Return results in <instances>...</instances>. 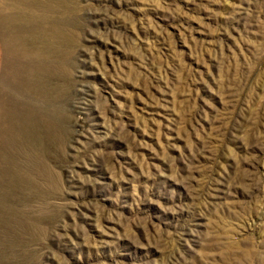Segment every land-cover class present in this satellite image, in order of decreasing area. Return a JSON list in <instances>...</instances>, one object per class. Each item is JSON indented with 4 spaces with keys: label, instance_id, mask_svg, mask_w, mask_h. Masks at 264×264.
Segmentation results:
<instances>
[{
    "label": "rangeland",
    "instance_id": "1",
    "mask_svg": "<svg viewBox=\"0 0 264 264\" xmlns=\"http://www.w3.org/2000/svg\"><path fill=\"white\" fill-rule=\"evenodd\" d=\"M57 2L0 120V264H264V0Z\"/></svg>",
    "mask_w": 264,
    "mask_h": 264
},
{
    "label": "bare ground",
    "instance_id": "2",
    "mask_svg": "<svg viewBox=\"0 0 264 264\" xmlns=\"http://www.w3.org/2000/svg\"><path fill=\"white\" fill-rule=\"evenodd\" d=\"M57 11V0H0L2 123L10 121L14 113L22 116L25 112L20 111L17 89L41 85L47 54L60 30Z\"/></svg>",
    "mask_w": 264,
    "mask_h": 264
}]
</instances>
